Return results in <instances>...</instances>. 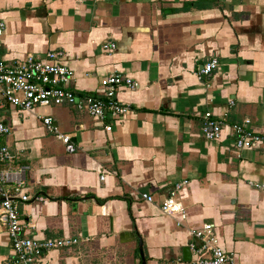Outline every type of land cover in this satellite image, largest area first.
Returning <instances> with one entry per match:
<instances>
[{
    "label": "crops",
    "instance_id": "0c3cea01",
    "mask_svg": "<svg viewBox=\"0 0 264 264\" xmlns=\"http://www.w3.org/2000/svg\"><path fill=\"white\" fill-rule=\"evenodd\" d=\"M0 20V61L61 53L55 62L74 70L67 87L82 98L103 97L113 73L139 83L118 89L131 112L114 121L70 103L2 110L14 159L0 171L25 183L26 235L80 239L45 253V264H198L192 230L204 223L233 264H264V189L255 186L264 151L237 150L231 130L251 119L264 133V0H0ZM214 58L218 68L200 75ZM206 111L226 123L220 140L203 134ZM184 182L187 218L165 215L162 202ZM13 256L0 207V264Z\"/></svg>",
    "mask_w": 264,
    "mask_h": 264
},
{
    "label": "built area",
    "instance_id": "2783aa9c",
    "mask_svg": "<svg viewBox=\"0 0 264 264\" xmlns=\"http://www.w3.org/2000/svg\"><path fill=\"white\" fill-rule=\"evenodd\" d=\"M5 32L6 23L0 20V46ZM103 47L107 51H112L116 48V44L105 43ZM60 55L61 53L50 51L44 59L29 55L24 60L12 64L0 61V167L14 159L4 142L5 137L11 132L10 126L5 123L2 115V110L7 105L24 111H32L37 107L70 103L101 121L118 120L131 112L129 105L118 100L117 92L122 86L132 90L137 89L138 82L122 74L113 73L102 81L103 97L86 96L82 98L67 87L74 79L75 72L70 67L55 62ZM218 65L217 58L211 59L203 66L200 75H211ZM42 119L44 125L59 135L67 145L69 152L76 151L71 137L60 133L52 117L45 116ZM225 126V121L214 117L211 111L204 112L202 131L206 139L220 140ZM112 129V124L109 123L106 130L111 131ZM231 130L237 150L259 149L264 151V133L252 127L251 119L233 123ZM186 183L178 184L176 190L162 202L161 209L165 215L180 216L182 220L187 218L183 202L177 197V191ZM24 185L23 181L14 180L5 171H0V207L7 219L14 255L8 264H45L43 262L45 253L70 248L78 244L80 239L39 240L26 235V224L21 218L19 209L20 201L30 199V196L24 192ZM255 186L264 189V184ZM143 198L149 202L154 201V197L147 193L143 194ZM192 235L196 238V242L192 243L191 249L198 256V264H233V260L220 242L213 223H204L203 226L193 229Z\"/></svg>",
    "mask_w": 264,
    "mask_h": 264
},
{
    "label": "water",
    "instance_id": "95a60500",
    "mask_svg": "<svg viewBox=\"0 0 264 264\" xmlns=\"http://www.w3.org/2000/svg\"><path fill=\"white\" fill-rule=\"evenodd\" d=\"M184 258L187 261H191L192 260V253H191L190 247H185L184 248Z\"/></svg>",
    "mask_w": 264,
    "mask_h": 264
}]
</instances>
